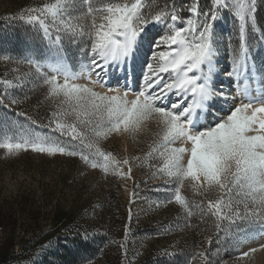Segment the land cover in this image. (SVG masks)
<instances>
[{
	"label": "snow or ice",
	"instance_id": "snow-or-ice-1",
	"mask_svg": "<svg viewBox=\"0 0 264 264\" xmlns=\"http://www.w3.org/2000/svg\"><path fill=\"white\" fill-rule=\"evenodd\" d=\"M256 5L257 0H207L206 5L201 0H42L27 7L11 17L27 26L23 56L0 57L16 64L18 72L19 66L26 68L12 80H0V109L6 110L0 112V150L8 158L28 151L78 157L105 177L129 181V158L118 159L101 145L113 135L135 138L154 123L157 132L144 162L154 169L151 179L162 181L156 190L166 195L153 203L178 206L185 228L194 227V217L195 227H210L215 243L224 241L237 260L264 250L262 243L241 251L256 239L250 226L264 232V62L257 66L254 55L264 48V28ZM225 13L234 21L230 70L221 69L216 30ZM69 49L78 67L70 62ZM222 73L234 78L236 94L217 87ZM37 86L55 107L46 123L16 112L26 125L9 113ZM154 159L159 165L151 163ZM185 192L201 199L190 201ZM129 234L125 225L119 245L125 255ZM197 259L213 264L210 249L194 251L188 264Z\"/></svg>",
	"mask_w": 264,
	"mask_h": 264
},
{
	"label": "rangeland",
	"instance_id": "rangeland-1",
	"mask_svg": "<svg viewBox=\"0 0 264 264\" xmlns=\"http://www.w3.org/2000/svg\"><path fill=\"white\" fill-rule=\"evenodd\" d=\"M41 2L42 0L34 2L0 0L1 57L23 56L25 36L29 35L27 26L11 17L18 16L27 7ZM187 2L189 0H176L177 4ZM201 3L206 5L207 0H201ZM181 15L187 16V13L182 12ZM255 15L258 25L264 28V0H257ZM233 22L232 15L225 13L216 29L222 45L219 58L227 61L230 66L228 45L230 41L234 42ZM68 51L70 62L78 67L74 58L75 51L73 49ZM254 55L257 66L264 62V48ZM17 67L11 61L4 64L3 68H0V73L2 69H6L7 74L5 77L0 75V80H12L26 70L24 66H19L18 72ZM226 77L231 88H234V78L227 75ZM217 87L225 94H231L229 86ZM96 90L104 91L99 87ZM3 91V85L0 84V92ZM26 91L32 94L35 110L23 112L16 105L9 115L26 125L28 122L23 116L15 117L16 112H23L28 117L46 123L44 118L54 110V102L45 98L43 87L37 86ZM2 111L6 110L0 109V112ZM213 111L215 113L217 109ZM31 127L36 132H48L47 128L36 125ZM156 132L157 126L153 123L135 138L113 135L102 143V148L113 152L118 159L129 158L132 164V179L129 181L118 180L112 176L105 177L99 169L94 170L85 166L78 157L48 156L28 151L8 158L6 153L0 150V199L11 202L17 208L19 197L22 194L28 195L30 203L27 209L32 207L42 212L41 226L46 232L52 227V217L56 209L66 213L77 209L76 224L81 226L80 231L84 235L91 237L78 238L74 236L76 231L73 230L71 233L73 238L64 241L62 248L64 253L61 256L52 254L49 257L48 261L52 264H114L116 260H120L122 264H188L189 257L194 251L201 252L206 249L211 250L213 264H264V250L237 260L236 254L224 241L219 245L215 243V235L210 227L208 230H204L205 225L195 227L198 220L194 217L192 220L194 227L185 228L184 214L178 206L167 204L157 207L153 203L163 200L166 195L163 190H156L162 185V181L151 179L154 169H149L144 162L148 145ZM137 156L141 158L140 161L133 159ZM151 163L159 165L160 161L154 159ZM184 195L190 201L198 202L201 199L191 192H185ZM193 210L198 212V209ZM20 223L29 224V221L23 217L20 218ZM125 225L129 228L133 226L134 232L132 236H128L126 255L119 246L124 242ZM247 231L256 239L246 243L241 251H248L249 248L264 243V232L260 231L259 226H250ZM18 235L24 236L22 227L19 228ZM110 240H115L116 243H110ZM209 240L213 241L211 245L208 243ZM217 248H220L219 254L215 252ZM169 252L172 255H166ZM195 264H201L199 259Z\"/></svg>",
	"mask_w": 264,
	"mask_h": 264
},
{
	"label": "trees",
	"instance_id": "trees-1",
	"mask_svg": "<svg viewBox=\"0 0 264 264\" xmlns=\"http://www.w3.org/2000/svg\"><path fill=\"white\" fill-rule=\"evenodd\" d=\"M22 1L34 2V0ZM8 62L0 59V68ZM6 74V69H2L1 77H5ZM18 106L23 112L35 110L32 94H28L27 99H22ZM18 203L19 207L16 208L11 202L0 199V264H52L48 261L49 257L52 254L61 256L64 253L62 250L64 241L73 238L71 236L73 230L76 231L74 236L78 238L91 237L84 235L80 231L81 226L76 224L77 209L69 213L56 209L52 217V227L46 232L41 226L42 212L32 207L27 209L30 203L29 196L22 194ZM23 217L28 219L29 224L21 225L20 218ZM20 227L23 229V237L18 235ZM133 234V226H130L129 236ZM59 248L61 251H58ZM114 264H122V262L116 260Z\"/></svg>",
	"mask_w": 264,
	"mask_h": 264
},
{
	"label": "bare ground",
	"instance_id": "bare-ground-1",
	"mask_svg": "<svg viewBox=\"0 0 264 264\" xmlns=\"http://www.w3.org/2000/svg\"><path fill=\"white\" fill-rule=\"evenodd\" d=\"M155 29H153L150 33H149V37L152 35V33H155ZM149 37H146L145 39H148ZM127 70L128 72H132L133 69L131 66H127ZM137 71V74H138V69L136 70ZM121 75H123V72H121ZM218 79H222L223 80V84L225 83V85L229 86L230 87V91H231V94H236V84H235V87L234 88H231V85L229 84L227 78L225 77L224 74H221L219 75ZM217 79V80H218ZM129 82L132 84V87L135 88L136 84H135V76H130L129 77ZM219 108H223L224 111H227V106L226 105H221V104H218L217 105V109ZM224 113L223 112H220L219 115H223ZM58 251H61V249L59 248Z\"/></svg>",
	"mask_w": 264,
	"mask_h": 264
}]
</instances>
